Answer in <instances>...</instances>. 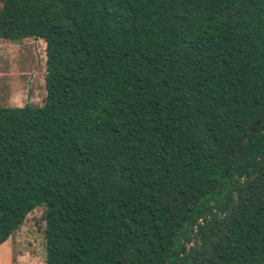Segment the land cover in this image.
Returning a JSON list of instances; mask_svg holds the SVG:
<instances>
[{
    "label": "trees",
    "instance_id": "16d2710c",
    "mask_svg": "<svg viewBox=\"0 0 264 264\" xmlns=\"http://www.w3.org/2000/svg\"><path fill=\"white\" fill-rule=\"evenodd\" d=\"M24 38L46 94L0 105V244L43 207L45 264H264V0H0Z\"/></svg>",
    "mask_w": 264,
    "mask_h": 264
},
{
    "label": "rangeland",
    "instance_id": "374dc122",
    "mask_svg": "<svg viewBox=\"0 0 264 264\" xmlns=\"http://www.w3.org/2000/svg\"><path fill=\"white\" fill-rule=\"evenodd\" d=\"M45 43L42 39H0V105L41 104L45 94ZM43 207L29 212L0 244V264H45ZM193 238L187 247L194 245Z\"/></svg>",
    "mask_w": 264,
    "mask_h": 264
},
{
    "label": "water",
    "instance_id": "95a60500",
    "mask_svg": "<svg viewBox=\"0 0 264 264\" xmlns=\"http://www.w3.org/2000/svg\"><path fill=\"white\" fill-rule=\"evenodd\" d=\"M258 123H259V121H256V123H255L254 125L251 126L250 130H251V131H254V127H255V125L258 124ZM245 141H248V138H246ZM238 152H241V149H240V148L238 149ZM263 163H264V156H263V158L260 160V164H263ZM236 195H237V192L234 193V196H236ZM202 238H203V237H202ZM202 238H201V240H202Z\"/></svg>",
    "mask_w": 264,
    "mask_h": 264
}]
</instances>
